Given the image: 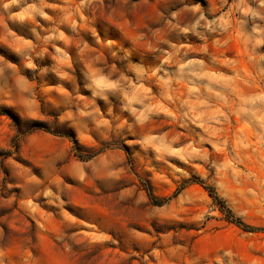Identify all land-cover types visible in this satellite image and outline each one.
Returning a JSON list of instances; mask_svg holds the SVG:
<instances>
[{"label":"rangeland","instance_id":"rangeland-1","mask_svg":"<svg viewBox=\"0 0 264 264\" xmlns=\"http://www.w3.org/2000/svg\"><path fill=\"white\" fill-rule=\"evenodd\" d=\"M0 264H264V0H0Z\"/></svg>","mask_w":264,"mask_h":264},{"label":"trees","instance_id":"trees-1","mask_svg":"<svg viewBox=\"0 0 264 264\" xmlns=\"http://www.w3.org/2000/svg\"><path fill=\"white\" fill-rule=\"evenodd\" d=\"M208 189H209V194L211 195V197H213V198L218 197L217 194L215 193V191L213 190V188L209 187ZM228 213H229L228 215H229V218L231 219V222H234L237 226L241 227L242 229H244L246 231H250V232L258 231L257 228L249 226L248 224L243 222L241 219L236 218L231 210H228Z\"/></svg>","mask_w":264,"mask_h":264}]
</instances>
